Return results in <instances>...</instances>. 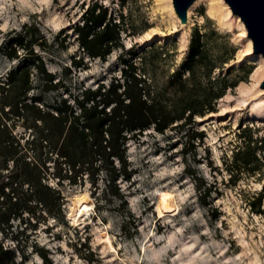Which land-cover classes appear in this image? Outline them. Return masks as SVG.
Wrapping results in <instances>:
<instances>
[{
	"label": "rangeland",
	"instance_id": "rangeland-1",
	"mask_svg": "<svg viewBox=\"0 0 264 264\" xmlns=\"http://www.w3.org/2000/svg\"><path fill=\"white\" fill-rule=\"evenodd\" d=\"M214 1L224 15L211 13ZM96 3L107 9L108 21L119 22L121 13L126 18L105 58L88 55L75 31ZM226 11L220 0H196L183 24L173 0H0V82L25 62L21 48L17 58L6 55L16 39L33 38L35 53L58 84L47 89V80L33 69L29 100L44 109L63 97L74 104L84 89L108 87L121 76L123 59L134 61L150 90L165 93L170 103L169 80L187 60L196 30L217 32L208 39L213 57L223 41L236 48L212 79H245L227 90L215 111L195 115L191 124L183 120L163 132L150 126L129 134L130 178L121 176L112 188L105 170L95 178L83 173L76 182H59L56 156L50 159L47 147L30 150V157L45 163L44 181L59 190L61 208L56 218L37 209L36 227L25 228L28 220H38L25 213V221L11 220L10 232L0 231L6 247L19 248L20 260L24 254L25 264H46L43 253L50 264H264V66L249 59L237 15ZM1 104L0 92V143L7 142L8 125L22 154L35 132L23 118L8 120ZM0 154L7 183V149L1 146ZM8 167L13 169L11 161Z\"/></svg>",
	"mask_w": 264,
	"mask_h": 264
},
{
	"label": "trees",
	"instance_id": "trees-1",
	"mask_svg": "<svg viewBox=\"0 0 264 264\" xmlns=\"http://www.w3.org/2000/svg\"><path fill=\"white\" fill-rule=\"evenodd\" d=\"M125 19L121 13L119 22L108 21L107 9L94 4L86 11L83 23L75 27L80 46L90 56L105 58L119 42ZM213 35H217L215 30L210 33L195 31L187 60L169 80V88L174 89L170 103L166 102L165 93L150 90L146 80L139 76V67L134 61L123 59L121 76L108 87L102 83L96 89H84L74 96V104L63 97L51 109H44L29 100V92L33 89V69H37L47 80V89L56 88L58 84H53V74L47 71L43 58L33 49L37 41L19 36L15 46L11 44L15 49L6 55L17 58L16 50L21 48L27 51L26 58L22 65L8 74L5 81L0 82L1 110L7 114L8 120L14 116L25 119L35 135L26 142V151L19 154L16 146L21 145L20 139L12 136L7 125V142L0 143V148L7 149L5 162L9 170L7 183L4 182L5 176L0 174L3 182L0 184V231L7 229L10 232L11 220L21 218L25 221V213L28 219H38L35 223L30 220L25 222V228L36 227L39 208L58 217L60 192L44 181L45 163L38 161L37 155L30 157V150L47 147L50 159L56 156L58 169L55 177L59 182L65 179L76 182L77 176L83 173L95 178L99 171L105 170L109 176L108 185L112 188L121 176L130 178L125 144L132 135L150 126L163 132L173 123L183 120L188 125L195 115L203 116L215 111L217 101L227 90L245 79L231 80L226 75L212 79L214 70L223 68L236 52L235 47L223 41L213 57L208 46V39ZM185 71L189 72L188 76H185ZM1 132L6 136L5 130ZM129 134L132 135L129 137ZM10 161L13 163L12 170L8 167ZM25 228L14 236L17 240L24 234ZM19 252V248L6 247L0 241V264H25L26 255L23 254L20 260ZM41 256L46 264H50L45 254L41 253Z\"/></svg>",
	"mask_w": 264,
	"mask_h": 264
},
{
	"label": "water",
	"instance_id": "water-1",
	"mask_svg": "<svg viewBox=\"0 0 264 264\" xmlns=\"http://www.w3.org/2000/svg\"><path fill=\"white\" fill-rule=\"evenodd\" d=\"M196 0H173V6L183 24L188 22V12ZM233 14L244 23L247 36L252 40V53L264 57V0H225ZM264 88V80L260 85Z\"/></svg>",
	"mask_w": 264,
	"mask_h": 264
},
{
	"label": "bare ground",
	"instance_id": "bare-ground-1",
	"mask_svg": "<svg viewBox=\"0 0 264 264\" xmlns=\"http://www.w3.org/2000/svg\"><path fill=\"white\" fill-rule=\"evenodd\" d=\"M171 1V0H170ZM217 2V1H216ZM220 2L221 3H223L225 6H226V12H227V14L226 15H228V16H230V15H232L233 13L231 12V10L227 7V5H226V2H224L223 0H220ZM210 8H211V13L213 12H217L218 14H222V10L221 9H223V8H221L220 7V3L218 4V3H216L215 4V1H214V5L211 7L210 6ZM191 10H192V6H191V8L189 9V14L191 13ZM172 12H174L173 11V9H172ZM222 15H224V14H222ZM222 15H220V17L222 16ZM234 16V15H233ZM223 17V16H222ZM221 17V18H222ZM220 18V19H221ZM236 19H237V22H238V25L240 26V28H241V30H242V36L245 38V40H246V51H247V54H248V56H249V59H252V60H256V59H260L261 61H262V63H263V66H264V58H263V56H260V55H254L255 53H252V51H253V44H252V42H251V40H250V38L246 35V27H245V25L242 23V21L236 16L235 17ZM164 200H167V198H165ZM89 208H88V206L86 205V206H84V208H83V210H81L80 212H83V211H87Z\"/></svg>",
	"mask_w": 264,
	"mask_h": 264
}]
</instances>
